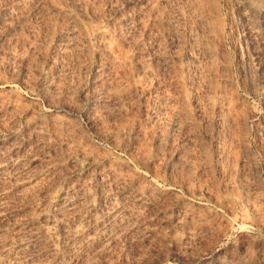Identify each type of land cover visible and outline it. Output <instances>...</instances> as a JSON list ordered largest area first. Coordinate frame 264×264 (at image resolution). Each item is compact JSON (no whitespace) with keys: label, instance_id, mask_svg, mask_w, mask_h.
Masks as SVG:
<instances>
[{"label":"rangeland","instance_id":"1","mask_svg":"<svg viewBox=\"0 0 264 264\" xmlns=\"http://www.w3.org/2000/svg\"><path fill=\"white\" fill-rule=\"evenodd\" d=\"M244 2L0 0V264H264Z\"/></svg>","mask_w":264,"mask_h":264},{"label":"bare ground","instance_id":"2","mask_svg":"<svg viewBox=\"0 0 264 264\" xmlns=\"http://www.w3.org/2000/svg\"><path fill=\"white\" fill-rule=\"evenodd\" d=\"M259 1V0H258ZM256 2V0H255ZM244 3H247V2H244ZM259 2H257L258 4ZM259 4H262V3H259ZM264 5V4H263ZM261 5V6H263ZM243 7H246V12H245V15L247 18L249 17L250 19H254L252 20L251 22H253V27H251V30L249 32H251L254 36H259L261 37L263 40H264V30L262 32H259L257 30V18L259 19H264V9H260L259 7H257V5L253 2V0H248V3L247 5L243 6ZM260 23V22H259ZM264 24V23H263ZM261 25V24H260ZM261 28V27H260ZM264 29V28H263ZM251 34V35H252ZM260 38V40H261ZM261 42V41H260ZM263 42V41H262ZM264 43V42H263ZM46 232V231H45ZM79 231L75 230V234L77 235Z\"/></svg>","mask_w":264,"mask_h":264}]
</instances>
